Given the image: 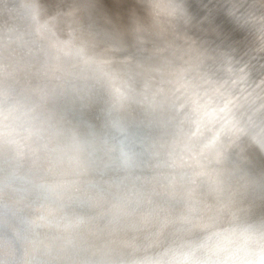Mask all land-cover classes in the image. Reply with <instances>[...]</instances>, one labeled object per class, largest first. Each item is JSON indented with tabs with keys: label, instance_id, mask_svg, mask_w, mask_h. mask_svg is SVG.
I'll list each match as a JSON object with an SVG mask.
<instances>
[{
	"label": "water",
	"instance_id": "1",
	"mask_svg": "<svg viewBox=\"0 0 264 264\" xmlns=\"http://www.w3.org/2000/svg\"><path fill=\"white\" fill-rule=\"evenodd\" d=\"M131 1L0 0V65L17 92L82 71L74 29L105 39L111 50L93 51L113 67L89 103L29 107L0 152V264H130L172 245L200 259L209 231L264 222V187L235 191L241 170L264 174V0H180L178 50L127 36L116 17ZM68 129L96 137L82 163L63 154Z\"/></svg>",
	"mask_w": 264,
	"mask_h": 264
},
{
	"label": "clouds",
	"instance_id": "2",
	"mask_svg": "<svg viewBox=\"0 0 264 264\" xmlns=\"http://www.w3.org/2000/svg\"><path fill=\"white\" fill-rule=\"evenodd\" d=\"M149 3L151 14L156 17L179 18L185 12L180 0H149ZM68 39L73 65L82 71L54 75L47 82L31 88L30 94L17 92L9 83L11 73L6 66L0 65V152L6 153L22 137L26 128L24 117L29 107H40L47 111L48 105H55L62 98L73 105L77 101L86 104L95 99L97 86L104 88L111 84V62L93 50L105 46V51H108L112 46L105 39L77 35L75 29ZM113 127L117 131L122 130L115 123ZM95 142L94 136L91 139L82 137L68 129L63 154L76 163H82L90 155L89 149ZM260 149L264 151V143L260 144ZM121 161L128 162V154L124 151L121 152ZM260 187H264V174L241 170L235 191L245 192ZM201 227L209 226L205 224ZM197 249L203 258L194 259L191 250L172 245L154 255L134 259L130 264H264V222L247 223L237 229L209 231Z\"/></svg>",
	"mask_w": 264,
	"mask_h": 264
},
{
	"label": "bare ground",
	"instance_id": "3",
	"mask_svg": "<svg viewBox=\"0 0 264 264\" xmlns=\"http://www.w3.org/2000/svg\"><path fill=\"white\" fill-rule=\"evenodd\" d=\"M115 1L116 2L118 1V3L122 2V0H115ZM133 2H135V4L134 6H132L133 8H130V10L122 7L123 12L127 18L116 17L119 20V23L126 30L127 36L132 37L133 35H140V39H144V38H154L155 35H158L161 39V44L163 46L172 44L178 50V47L182 41V35H183L181 33L183 30V26L182 28H179L178 26L180 17L176 18V17L164 16V15L160 17H156L151 14V5L149 3V0H143L141 3L137 2V0H132L131 5L133 4ZM104 12L109 15L112 14L111 10H109L108 8L104 9ZM134 20H137L138 23H134ZM126 21L132 22L135 26L129 23L128 24L130 26H127L126 24H124ZM140 45H142L141 40H140ZM143 45L144 47H146L148 45V41L144 40ZM190 47H191V44H188L186 47L181 48V51L188 50ZM154 51L155 52L153 54L160 60L162 65L166 66L167 61L163 58V56L159 52H157L156 48ZM189 66L190 65L188 62L184 63L181 72H182V75L184 76V81L187 82V84H192L195 90V93H198L199 91L198 89L200 88V83L192 80L194 78L188 80V78L191 76V74L187 75L189 71L188 69ZM198 67L199 66H197L196 69ZM195 70L192 71V74ZM150 77L153 78V76H150ZM160 85L161 86L165 85L164 81H162ZM202 87H203V83H202ZM203 100L204 99H200L193 108L203 109V107L207 106L213 109H218L223 106V104L218 103L217 100L214 101L210 105L204 103ZM262 101L263 100H261L260 102ZM180 105H182V102H180ZM191 113L193 112L191 111ZM243 122H245V119L243 120ZM259 128H261V126H259Z\"/></svg>",
	"mask_w": 264,
	"mask_h": 264
}]
</instances>
